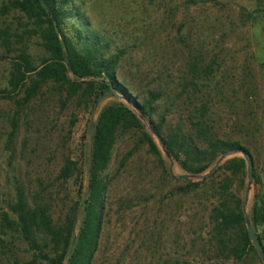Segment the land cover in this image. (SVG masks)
I'll list each match as a JSON object with an SVG mask.
<instances>
[{"label": "rangeland", "instance_id": "rangeland-1", "mask_svg": "<svg viewBox=\"0 0 264 264\" xmlns=\"http://www.w3.org/2000/svg\"><path fill=\"white\" fill-rule=\"evenodd\" d=\"M7 1L0 0V7ZM73 2L88 31L107 43L108 55L124 52L114 69L117 81L138 102L157 95L149 102L162 135L179 134L192 143L167 158L144 120L143 131H116L102 172L103 209L90 264H264L244 240L243 221L245 214L251 226L255 210L254 233L264 239V0ZM244 11L262 18L245 21ZM25 22L17 13L0 14V37L9 35V57L24 51L38 67L48 55L36 37L22 33ZM10 71L7 61L0 62V95L8 92ZM28 87L26 82L15 101L0 98V213L14 220L7 205L17 186L28 210L44 205L51 225L60 226L84 186L89 122L116 98L92 105L44 83L23 104ZM11 119L15 129L6 149ZM143 132L151 134L170 176L148 151ZM217 139L247 150L249 184L240 152L203 158L201 151ZM68 160L76 162L75 172L58 178ZM201 165V173L189 172ZM235 202L242 220L224 231L219 214L236 213ZM34 239L37 250L0 228V264H49L61 254L44 234ZM221 243L239 249L240 260L223 258Z\"/></svg>", "mask_w": 264, "mask_h": 264}, {"label": "trees", "instance_id": "trees-1", "mask_svg": "<svg viewBox=\"0 0 264 264\" xmlns=\"http://www.w3.org/2000/svg\"><path fill=\"white\" fill-rule=\"evenodd\" d=\"M73 1L9 0L0 7L2 15L17 13L24 18L26 22L20 23V27L24 25L22 33L27 35V38L36 37L40 47L48 55L38 67L32 65L24 51L9 57L7 55L11 52L9 35L4 33L3 37H0V48H3L5 53L0 52V62L7 61L11 71L6 83L8 92L0 95V98L14 100L26 82L29 83V87L24 90L23 104L32 97L38 86L44 83H52L58 90H65L68 97L79 94L92 105L106 97L116 98V101L104 106L96 118L89 122L84 186L81 187L78 202L65 216L62 225H51L47 207L44 205L28 210L17 186H14V202L7 205L14 220H9L7 213H0V228L17 232L31 250L38 248L34 237L39 233L44 234L54 246H60L61 254L56 259L47 260L49 264H90L97 248L103 209L105 184L102 172L109 162L112 143L118 129L143 131L146 129L144 121L147 122L150 133L158 138L167 158L170 156L176 158L174 150L181 144L185 145L186 149L192 144L188 137L179 134H169L167 137L162 135L161 123H154L151 118L149 101L151 97L157 98V95H151L146 100L138 102L126 87L117 81L114 69L124 52L118 51L108 55L107 43L97 34L88 31V22ZM240 17L252 22L262 18L257 11L251 13L244 11ZM119 99L121 101H117ZM15 104L18 105L16 102ZM10 129L5 142L6 149L12 144L14 119H11ZM151 134L143 132V141L148 151L159 160L162 172L170 176L169 166L161 160ZM239 151L248 153L237 142L217 139L210 141L201 154L203 158L208 157L212 160ZM76 165L74 161H66L59 171L58 178H69L75 172ZM205 169L206 165H201L189 172L199 174ZM186 185L191 186L189 183ZM81 195L83 201L79 204ZM235 203L236 213L222 211L219 214L220 226L224 231L230 229L234 221L242 220L239 202ZM249 220L252 233L264 252V239L254 233L255 210H252ZM244 240L249 244L246 231ZM249 248L253 250L252 245ZM217 250L223 258L225 256L232 257L233 260L241 258V252L235 246L226 248L225 244L221 243Z\"/></svg>", "mask_w": 264, "mask_h": 264}, {"label": "water", "instance_id": "water-1", "mask_svg": "<svg viewBox=\"0 0 264 264\" xmlns=\"http://www.w3.org/2000/svg\"><path fill=\"white\" fill-rule=\"evenodd\" d=\"M158 139V138H157ZM241 156L243 157L244 161L246 162V179H247V183L249 184L251 182L252 179V161L250 158V155L244 151H239ZM181 179H185V177H181ZM83 201V195H81L80 198V203ZM243 221L245 224V231H246V235L248 240L250 241L253 249L255 250V252L258 254L260 260H264V252L262 247L260 246V244L257 242V240L255 239L248 218L245 214H243Z\"/></svg>", "mask_w": 264, "mask_h": 264}]
</instances>
